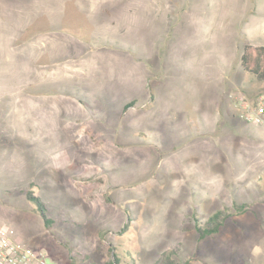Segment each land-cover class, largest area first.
Instances as JSON below:
<instances>
[{
    "label": "rangeland",
    "instance_id": "374dc122",
    "mask_svg": "<svg viewBox=\"0 0 264 264\" xmlns=\"http://www.w3.org/2000/svg\"><path fill=\"white\" fill-rule=\"evenodd\" d=\"M103 1L0 0V221L49 264H152L173 245L180 264H264V127L230 98L264 93L240 66L245 42L264 45V0L109 1L111 23ZM28 20L73 30L71 55L118 44L38 64L4 34ZM242 202L257 214L199 237Z\"/></svg>",
    "mask_w": 264,
    "mask_h": 264
},
{
    "label": "trees",
    "instance_id": "16d2710c",
    "mask_svg": "<svg viewBox=\"0 0 264 264\" xmlns=\"http://www.w3.org/2000/svg\"><path fill=\"white\" fill-rule=\"evenodd\" d=\"M89 38L90 36H86V40ZM92 38H95V40L93 42L88 40V42H90L92 45H96L97 47L109 45L113 46L118 44L117 39L111 40V36L95 35ZM240 66L243 70L251 73L258 81L264 82V45H253L245 42L242 46V51L240 54ZM133 103L134 101L126 103L124 108L130 107ZM25 194L29 200L36 204L39 213L46 221H48V218L45 216V207L43 206L40 198L33 194L32 189L26 191ZM248 211H251L253 214H257L256 209L252 207V203L246 202L234 203L232 207L224 206L223 208L214 211L203 221H197L196 230L199 234V237L204 238L206 236L218 233L228 218ZM176 253L177 248L174 245L161 250L152 264H180L174 258ZM116 261L117 258H111L106 262V264H114Z\"/></svg>",
    "mask_w": 264,
    "mask_h": 264
},
{
    "label": "crops",
    "instance_id": "0c3cea01",
    "mask_svg": "<svg viewBox=\"0 0 264 264\" xmlns=\"http://www.w3.org/2000/svg\"><path fill=\"white\" fill-rule=\"evenodd\" d=\"M109 1L117 2L119 0L103 1L101 3V6H99L98 9H101V13H103L105 18H107L106 21H108V23H111V19L109 18L108 13L113 8H112V3ZM28 21L26 23V26H23L22 28L23 31L19 33H15V34H12L10 31L9 32L5 31L4 34H6L7 36L11 38L12 36H14L8 42L9 49L12 51H17V52L20 51L21 53L20 57L23 52L28 51L30 53L29 55H30L32 62L39 64V63H67V62L74 61V63H77V61L81 59L83 56L87 58L90 55V53H94L95 51L103 50L106 48L105 46H103V47H99L95 49L94 47H91V45L90 46L86 45V49L83 51L85 53L82 52L81 55H78V53H76L78 51H74V54L71 55L73 51H70L67 53L64 50V47L66 45V46H72L73 48L75 46L74 44H76V41H78L76 39V36L73 30L65 26L64 27L61 26L58 28H56L55 26V28L48 30L47 32H44V31L40 32L36 30L35 27H33V24H31L32 21H29V22ZM26 30H28L27 31L28 33H24ZM50 42L53 43L54 46L52 50L48 51L47 48ZM69 50L70 48H68V51ZM41 56H43V58ZM253 252L256 255H259V256L262 255L264 253L263 245L261 243H256L255 249Z\"/></svg>",
    "mask_w": 264,
    "mask_h": 264
},
{
    "label": "built area",
    "instance_id": "2783aa9c",
    "mask_svg": "<svg viewBox=\"0 0 264 264\" xmlns=\"http://www.w3.org/2000/svg\"><path fill=\"white\" fill-rule=\"evenodd\" d=\"M244 120L264 127V93L250 100L238 93L230 95ZM13 228L0 221V264H49L43 247L23 244L13 238Z\"/></svg>",
    "mask_w": 264,
    "mask_h": 264
}]
</instances>
